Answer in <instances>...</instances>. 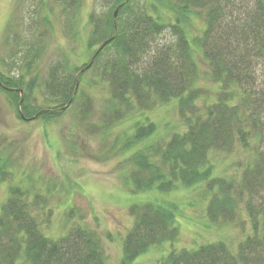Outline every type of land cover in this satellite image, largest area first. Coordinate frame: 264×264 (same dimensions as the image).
Listing matches in <instances>:
<instances>
[{"label":"trees","instance_id":"obj_1","mask_svg":"<svg viewBox=\"0 0 264 264\" xmlns=\"http://www.w3.org/2000/svg\"><path fill=\"white\" fill-rule=\"evenodd\" d=\"M58 1L74 11L82 0ZM108 5L101 16L89 13L85 47L98 45L89 67L90 60L77 67L66 58L41 76L36 52L24 63V72L0 71V90L20 120L50 121L77 102L82 116H88L91 98L82 79L95 69L112 102L104 110L103 128L128 115H144V122H135L133 131L123 135L119 148L133 149L130 192L199 184L209 221L231 222L246 231L234 247L224 238L172 247L154 264H264V74L256 73L264 64V0H109ZM202 64L215 85L205 102ZM29 70L32 76L25 80ZM36 92L42 100L37 101ZM169 101L175 102L180 127L152 139L157 124L145 112ZM235 149L248 154L238 176L214 173L211 153ZM11 167L0 156V183H8L0 204V264H109L98 232L87 223L71 222L48 233L43 227L47 198L30 180H14ZM146 199L128 205L131 224L122 237L119 264H131L151 247L179 236L177 203ZM73 214L71 207L64 217Z\"/></svg>","mask_w":264,"mask_h":264},{"label":"rangeland","instance_id":"obj_2","mask_svg":"<svg viewBox=\"0 0 264 264\" xmlns=\"http://www.w3.org/2000/svg\"><path fill=\"white\" fill-rule=\"evenodd\" d=\"M108 4L109 0H82L79 8L67 11L58 0H0V71L12 75L24 72V63L36 52L41 76L46 75L51 64L66 58L77 67L86 64L98 46L95 44L92 50L85 47L89 13L94 11L101 16L107 12ZM196 23L201 24L198 20ZM169 38L170 35L164 36L166 40ZM200 67L205 102L208 93L214 94L215 85L206 73V65ZM263 67V62L257 65L260 77L264 74ZM94 70H87L82 79V89L91 98L88 116H82L77 102L50 121L28 117L20 120L0 90V156L12 166L14 180H30L47 198L43 204L45 230L56 234L71 222L83 221L98 232L108 263L119 264L122 237L131 224L128 205L152 198L177 203L179 236L172 242L151 247L131 264H154L172 247H192L219 238H224L231 247L236 246L246 231L231 222L209 221L206 196L199 184L167 192L140 195L130 192L127 171L133 149L122 152L119 148L123 135L133 131L135 122H144V115H128L118 124L103 128L104 110L112 102L108 86L99 82ZM32 73L29 70L25 80ZM36 96L37 101L42 100L41 93L36 92ZM145 115L157 124L152 139L165 137L180 127L174 101L158 103ZM146 141L137 147H143ZM247 155L238 149L213 151L210 159L214 173L238 176ZM7 186V182L0 183V204L6 197ZM71 207L74 214L66 220L64 216ZM245 224L247 228L248 223Z\"/></svg>","mask_w":264,"mask_h":264},{"label":"water","instance_id":"obj_3","mask_svg":"<svg viewBox=\"0 0 264 264\" xmlns=\"http://www.w3.org/2000/svg\"><path fill=\"white\" fill-rule=\"evenodd\" d=\"M115 14H116V11H115ZM104 43H105V42H104ZM104 43H103V44H104ZM103 44H102V45H103ZM95 54H96V53H95ZM95 54H94V56H95ZM94 56H93V58H94ZM93 58L91 59L90 63H89L86 67H89V66L91 65V63H92V61H93Z\"/></svg>","mask_w":264,"mask_h":264}]
</instances>
